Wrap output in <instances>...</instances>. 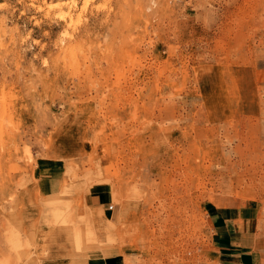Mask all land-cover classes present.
Segmentation results:
<instances>
[{"label":"rangeland","instance_id":"374dc122","mask_svg":"<svg viewBox=\"0 0 264 264\" xmlns=\"http://www.w3.org/2000/svg\"><path fill=\"white\" fill-rule=\"evenodd\" d=\"M229 195L264 264V0H0V264H217Z\"/></svg>","mask_w":264,"mask_h":264},{"label":"crops","instance_id":"0c3cea01","mask_svg":"<svg viewBox=\"0 0 264 264\" xmlns=\"http://www.w3.org/2000/svg\"><path fill=\"white\" fill-rule=\"evenodd\" d=\"M58 163H51L49 180L58 171ZM92 202L105 201L101 186H93L89 194ZM205 225L209 233L211 249L217 264H255L251 249V224L256 216L255 209L248 202L235 196H218L207 201L204 207ZM261 242V240H260ZM258 244V246H260ZM260 261L258 260V264ZM87 264H122L116 255L90 258Z\"/></svg>","mask_w":264,"mask_h":264},{"label":"built area","instance_id":"2783aa9c","mask_svg":"<svg viewBox=\"0 0 264 264\" xmlns=\"http://www.w3.org/2000/svg\"><path fill=\"white\" fill-rule=\"evenodd\" d=\"M112 209V205L111 204H108L107 206H106V210H111Z\"/></svg>","mask_w":264,"mask_h":264}]
</instances>
